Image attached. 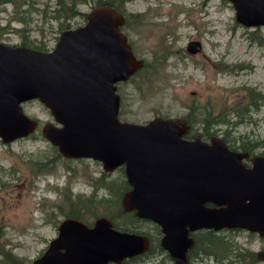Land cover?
Here are the masks:
<instances>
[{
    "label": "water",
    "instance_id": "obj_1",
    "mask_svg": "<svg viewBox=\"0 0 264 264\" xmlns=\"http://www.w3.org/2000/svg\"><path fill=\"white\" fill-rule=\"evenodd\" d=\"M229 1L236 22L264 26V0ZM123 18L111 6L93 7L82 26L62 31L46 52L0 41V140L35 131L37 121L22 104L38 100L55 123L42 135L62 157L98 161L105 173L123 168L130 186L125 209L159 226L172 264H187L189 233L198 229L264 236V156L230 149L221 136L187 139L183 119L120 120L117 83L141 67L120 30ZM200 49L199 41L187 45L192 54ZM57 230L31 264H124L150 248L148 236L116 230L107 217L92 227L64 218ZM258 257L264 261V250Z\"/></svg>",
    "mask_w": 264,
    "mask_h": 264
},
{
    "label": "rangeland",
    "instance_id": "obj_2",
    "mask_svg": "<svg viewBox=\"0 0 264 264\" xmlns=\"http://www.w3.org/2000/svg\"><path fill=\"white\" fill-rule=\"evenodd\" d=\"M95 1L77 4L81 14L67 19L54 11L59 8L58 0L0 4V41L14 46L26 42L50 51L66 25L68 29L83 25L82 14L89 13ZM123 1L129 22L121 26L143 68L117 85L120 120L143 124L154 117L182 119L191 111H201L210 120L220 115L229 123L213 127L217 136L235 145L257 143L255 154L249 156H264V105L244 112L240 119L234 115L247 104L250 88L264 95V27L254 31L236 22L229 0ZM21 17L25 23L17 20ZM190 41H199L200 51L188 52ZM22 108L37 121V127L32 135L13 142L0 140V251L5 255L0 253V264H5L8 252L12 257H6L7 264H31L56 236L57 226L71 206L70 201L63 202L64 193L94 192L93 185L100 188L98 178L104 172L102 164L91 159H56L54 171L36 172V162L56 155L42 135L45 125L55 123L38 100L24 102ZM104 178L118 180L120 171ZM100 192V200L110 199L107 190ZM95 202L81 211L85 220L106 215L116 217L119 224L125 221L112 215L116 209ZM134 228L154 240L157 237L151 224L136 223ZM232 236L241 247L256 252L264 247V237L256 234L240 231ZM147 258L137 263H169L161 253Z\"/></svg>",
    "mask_w": 264,
    "mask_h": 264
},
{
    "label": "trees",
    "instance_id": "obj_3",
    "mask_svg": "<svg viewBox=\"0 0 264 264\" xmlns=\"http://www.w3.org/2000/svg\"><path fill=\"white\" fill-rule=\"evenodd\" d=\"M85 0H58V4H59V8L55 11V13H57V15H59L60 13L63 15V17L65 19L73 17L77 14H81L80 12L77 11L76 9V5L79 3L84 2ZM5 3H13L14 4V0H0V4H5ZM124 4L123 0H96L95 1V5L93 7L96 6H101V5H108L111 6L113 8H116L124 17V19H127L125 17V12L123 10L122 5ZM16 6V5H15ZM84 22L86 21V17L87 14H82ZM137 15H135L136 17ZM24 17L21 18H17L18 21L25 23V21L23 20ZM68 25H66V29H68ZM120 30L122 31V27H120ZM259 31V30H257ZM257 34V32H256ZM261 39V38H260ZM259 39V40H260ZM21 46H26V47H30L39 51H48L47 49H45L44 46H30L27 45L26 42L22 43ZM143 67L139 68L138 70H136L130 77L129 79L134 78L135 76H137L139 74V71L142 69ZM128 79V80H129ZM139 88V87H138ZM116 92L119 94L118 90H116ZM247 97H248V102L245 106H243L239 111L235 110L234 111V115L236 116V118H242V114H244V112H249L251 109L254 110H258L260 109V106L264 105V95L258 91H255L253 89H249L247 91ZM120 95V94H119ZM121 98V95H120ZM120 105H121V101H120ZM193 115V117H192ZM163 118H168V117H163ZM186 125L188 126V131L185 133L184 137L187 139H192L194 135H198L200 136L201 139L203 140H208L210 139L212 136H216L217 131L213 130V127L218 124V123H229V120L223 118L222 116L218 115L215 116L212 120L209 119L208 115L206 116L204 113H201V111H196V112H190L189 114H187V116L182 118ZM224 134H227V131L224 132ZM32 135V134H31ZM224 141L226 142V144L228 145V147L230 149L236 150V151H240V152H248L249 154H253L255 153V149L257 146V143H251L250 141L247 142H241V144L239 145H235L233 144L229 139H227L226 137L223 138ZM53 146V145H52ZM54 150L56 151V155L50 159H47L45 162L43 161H38L35 163L34 169L36 172H44V171H54L56 168V159H67L62 157L58 151L57 148L55 146H53ZM259 155H261L259 153ZM116 170L120 171V178L118 180H114V181H109V180H105L104 177H107V173L103 172L102 173V177L98 178V181L100 182V185L102 186V188H104L105 190H108V193L110 195V199L109 200H98L101 202H108L106 203L107 207L112 209H116L115 212H113L112 215L117 216L119 215L117 218H123V220H125L122 224H119L116 217H112L110 216V218H112V220L114 221V223L116 224V226L121 229L122 231H128V232H135V233H139V234H144L146 236H148L151 240L150 242V248L148 251H146L145 253H143L142 255L133 257L131 259L127 260V264H132V263H136L142 260L143 262H145L146 259H148L147 257L150 258V256L155 255V254H163L166 259L169 261L168 264H172V259L171 257L168 255V253L166 251H164L159 244V238L161 237V232H160V228L159 226H157L156 224L147 221V220H143V219H139L137 218L134 213L133 210H127L125 211L122 207H121V197H122V192L124 190H126L128 188V185L125 182V176L123 173V168L122 167H118ZM94 187V186H93ZM97 188L94 187V192H96ZM70 192L69 190H67L64 193V203L67 202H71V206L69 207V210L67 212H64V218L65 217H69V216H75L78 219H83L82 215H81V211L85 210L86 207H92L96 202L95 201H88L85 198H82L80 195H76L73 196V194L70 196ZM74 199V200H73ZM62 209V208H60ZM96 211H92L91 213H95ZM109 215V214H107ZM136 223H146V224H151L152 228L155 230L157 237L154 240V237L152 235H150L149 233L146 232H141L139 230H137L136 228ZM213 241L209 240L208 243L211 244ZM221 243H219L220 246ZM0 253L2 255H4V253L2 251H0ZM244 253V252H242ZM5 256V255H4ZM11 256V254L8 252L7 256ZM243 256V255H242ZM3 260V263L7 264V260ZM12 257V256H11ZM149 260V259H148ZM147 260V261H148ZM242 264H253L257 262V258L255 256V253L251 252H246V255L243 256L241 258Z\"/></svg>",
    "mask_w": 264,
    "mask_h": 264
},
{
    "label": "flooded vegetation",
    "instance_id": "obj_4",
    "mask_svg": "<svg viewBox=\"0 0 264 264\" xmlns=\"http://www.w3.org/2000/svg\"><path fill=\"white\" fill-rule=\"evenodd\" d=\"M128 22H129V20L127 21V19H124L123 25H124V23L127 24ZM123 25L121 26L122 27V32H123ZM262 27H264V26H262ZM262 27H253V30L254 31H257V30L260 31ZM127 41H128V37H127ZM128 43H129V41H128ZM131 49H132V46H131ZM119 83H117V85ZM120 101H121V98H120ZM212 137H214V136H212ZM210 139H208L206 141H209ZM253 154H255V153H253ZM253 154H249V155H253ZM246 165L247 166H250L249 159H246ZM113 172H111V173H113ZM111 173H107L108 174L107 176H109ZM125 182L128 185V188L122 192L121 207L125 211H127L128 209H125V207H124V197H125V194L130 190V186L127 183L126 178H125ZM93 186L97 188L96 185H93ZM101 190H103V192L106 193V190L104 188H102V186L100 185V188L99 189L97 188L96 192H92L90 194H83V193L82 194H79V193H77V194H73V196L81 195V196H84V198L89 199L90 201H97V199L101 196V192L99 193V191H101ZM103 199L107 200L106 197H104ZM98 200H100V198ZM106 203H108V202H106ZM133 213L135 215L134 210H133ZM100 217H107V218H109L112 221V223H113V228L116 229V230L122 231L121 229H119L116 226V224L114 223V221L112 220V218H110L109 216H106V215H102V216H99V217L96 216V218H94L92 221H87L84 218L83 219H81V218L78 219L75 216H69V217H65V218H75V219L80 220L81 222H83L87 226L92 227L93 224H94V222H95V220L98 219V218H100ZM240 231L242 232V231H247V230H244V229H227V228H224V229H220V230H217V231L216 230H213V229H198V230H195V231L190 232L189 233V237L193 241V246L190 249H188V251H187V264H242L241 258L246 255V252L247 251L248 252H251V254L252 253H255V256L257 258V262L256 263H253V264H258L260 262L264 264V261L261 260V259H259V257H258V254L262 250H264V247L261 250L257 251V252L256 251H253V250H251L249 248L241 247V244H239L236 241L235 237L232 236L233 234L235 235L236 233H238ZM247 232H249V231H247ZM57 233H58V230H57ZM249 233L250 234H256V235H258L261 238L264 237V236H260L259 234L255 233V232H249ZM161 236H162V234H161ZM160 238H159V241H160ZM149 240H150V238H149ZM209 240H211L213 242L211 244H209L208 243ZM150 242H151V240H150ZM219 243H221L220 246H219ZM242 252H244V253H242ZM127 260L128 259H125L123 261L124 264H127ZM106 264H114V263L111 262V261H109ZM132 264H136V263H132Z\"/></svg>",
    "mask_w": 264,
    "mask_h": 264
}]
</instances>
